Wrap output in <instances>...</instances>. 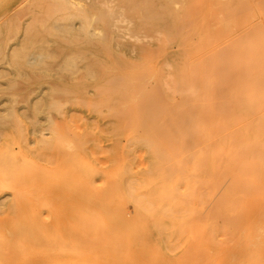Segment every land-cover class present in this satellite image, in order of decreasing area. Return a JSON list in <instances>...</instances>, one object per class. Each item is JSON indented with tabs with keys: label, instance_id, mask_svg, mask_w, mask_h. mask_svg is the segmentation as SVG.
Instances as JSON below:
<instances>
[{
	"label": "bare ground",
	"instance_id": "bare-ground-1",
	"mask_svg": "<svg viewBox=\"0 0 264 264\" xmlns=\"http://www.w3.org/2000/svg\"><path fill=\"white\" fill-rule=\"evenodd\" d=\"M121 1L116 8L99 10L97 32L89 29L88 14L79 11L76 0L63 3L72 9L67 8L72 11L68 28L63 37L47 40L45 59L34 70L54 75L59 83L53 84L56 90L46 87L41 97L28 101L34 152L25 155L29 164L19 169L20 178L192 184L197 216L152 215V225L168 228L149 230L155 235L151 262L168 253L171 237L180 236L196 242L201 264H264V67L189 69L187 55H150L142 46L118 39L113 17L119 13L128 21L129 36L137 37L148 24L164 22L159 3ZM74 18L85 22L83 32L73 29ZM36 38L40 46L42 39ZM233 60L264 64V55ZM28 63L22 59L21 66ZM57 90L72 92L67 103L50 97ZM53 111L63 127L47 118ZM24 136L19 137L21 153L27 147ZM103 206H84L82 213L105 218ZM91 221L81 220L79 227L67 224L70 259L88 255L85 240L93 221L100 222ZM117 233L111 235L124 244Z\"/></svg>",
	"mask_w": 264,
	"mask_h": 264
},
{
	"label": "rangeland",
	"instance_id": "rangeland-1",
	"mask_svg": "<svg viewBox=\"0 0 264 264\" xmlns=\"http://www.w3.org/2000/svg\"><path fill=\"white\" fill-rule=\"evenodd\" d=\"M65 1L0 0V264H201L196 242L180 236L170 238L171 249L159 256L158 262L149 259V248L155 237L148 234L149 230L152 227L156 230L168 228L151 224L155 212L163 217L199 214L192 184L84 183L20 178L19 169L29 164L25 155L34 152L33 121L32 117H27L31 114L28 101L35 95L41 97L46 87L53 84L57 87L55 81L59 83L54 75L34 70L39 67L38 62L45 59L47 40L63 37V29L68 28L67 18L72 11L70 4L69 9L65 8ZM152 1L159 3L164 18L162 25L148 24L140 36L130 37L128 21L118 18L120 14L116 12L112 28H116L120 41L142 46L154 56L187 55L185 65L189 69L264 67V64H243L233 60L243 55H264V0ZM76 2L79 11L83 9L88 14L89 29L95 32L102 7L116 8L124 4L121 0ZM73 20V29L83 32L85 22ZM35 37L42 39L40 46ZM33 39L35 43H28ZM50 47H55L54 43ZM38 53L43 56L33 58ZM22 59L30 63L22 67ZM60 59L55 60L56 67ZM62 74L67 78L65 71ZM153 85L158 86V81L153 80ZM71 95L70 90H57L50 97L64 104ZM108 114L113 112L108 111ZM46 116L63 127L56 112H47ZM23 136L27 147L21 153L19 137ZM84 206H100L97 208L101 210L103 206L110 213L105 211L107 216L104 210H99L106 215L104 218L99 214L103 219L93 217L91 213L88 215L92 217L87 213L85 216L82 213ZM208 209H204L203 216ZM81 220L100 222L93 221L85 240L87 246L89 244L84 249L88 255L70 259L65 230L69 222L79 227ZM127 228L139 232L131 235L125 230ZM119 231L124 244L119 236L111 235ZM78 237H81L79 233ZM85 241L78 240L79 246Z\"/></svg>",
	"mask_w": 264,
	"mask_h": 264
}]
</instances>
